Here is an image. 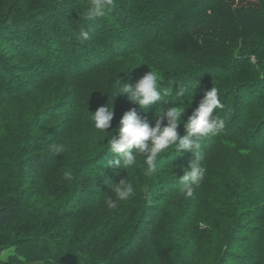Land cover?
<instances>
[{
    "label": "trees",
    "instance_id": "16d2710c",
    "mask_svg": "<svg viewBox=\"0 0 264 264\" xmlns=\"http://www.w3.org/2000/svg\"><path fill=\"white\" fill-rule=\"evenodd\" d=\"M89 3L0 0V264H199L190 253L178 259L175 233L194 222L176 208L182 196L176 179L194 154L169 149L152 175L140 157L128 172L103 164L111 155L107 139L119 135L127 111L135 108L155 125L153 108L145 112L126 94L115 98L120 81L128 84L129 70L111 63L132 54L159 62L151 67L165 84L164 73L177 78L187 89L180 101L190 107L201 98L190 97L194 86L210 76L230 88L224 103L243 107L264 100V0H116L115 10L91 20L85 18ZM222 14L233 18V37ZM82 30L90 34L83 43ZM99 69H109V76L78 84ZM40 90L46 97L36 105L33 95ZM22 97L29 101L13 104ZM113 101L109 132L97 130L92 112ZM54 143L64 148L58 156L49 150ZM122 178L137 194L109 210L106 180ZM213 220L212 228L197 226L201 245L223 230L224 222ZM247 245L241 237L230 239L220 264H262L264 244L248 246L255 260L236 251Z\"/></svg>",
    "mask_w": 264,
    "mask_h": 264
},
{
    "label": "rangeland",
    "instance_id": "374dc122",
    "mask_svg": "<svg viewBox=\"0 0 264 264\" xmlns=\"http://www.w3.org/2000/svg\"><path fill=\"white\" fill-rule=\"evenodd\" d=\"M202 5L203 3L200 6ZM226 16L227 15L223 14L220 15L225 21L224 25L227 27V30L231 32L230 34L233 37L236 35L230 26L233 18L230 19ZM213 22L214 23L209 29L214 31L218 29V24H216L215 21ZM231 36L230 39L232 38ZM159 64L160 63L156 61L152 62L150 57L148 58L146 55L145 57H141L139 54L126 55L111 63L112 67L115 69L125 72L129 70V73H127L129 76L128 84H134L147 72L151 71V68L157 72L151 65L158 67ZM109 72V69H106L105 73L103 69L96 70V72L91 75L90 79H82L78 84L84 85V82L91 79L98 78L97 80H99L104 74L109 76L107 74ZM170 72L173 74V71ZM158 74L164 87H166L169 92L166 99L170 100L166 103L158 102L151 106L155 112L154 119L156 120V118H158L157 112L163 111L164 108L177 107L179 109H186L183 116V120L186 121L188 117L191 116L196 106L190 107L186 105V103L180 101V97L177 93L179 90L178 86H182L177 83V78H173L172 75L164 73V77L166 76L167 79V84H165L163 77H161V73ZM216 79L218 78L214 76L203 78L202 81H200L202 83H199L194 89L196 93L192 91L190 97L194 98L196 94L201 97L195 100L197 101L198 107L205 93L215 86L221 94L220 98L224 105L222 110H218L219 116L225 120L226 127L218 136L202 140L201 152L205 157L202 163L207 168L205 179L191 197H185L181 193L182 196L179 198L176 207L178 208V213L183 210L188 211L189 214H187V218L190 216L194 221H187L188 225L186 228L181 226L175 232L178 234L176 239H179V241L176 242L179 249L177 255L178 259L183 260L190 253L193 260L198 261L199 264H206L205 261H207V264H220L221 260L224 258L222 257L224 254L223 251L226 247H229L230 239L233 238H243L244 244L248 245L244 248H237L236 251L247 252L254 260L257 258V255L255 251L248 246H252L259 240L264 244V222L262 220V216L264 215V100L256 99L243 107H235L232 106L231 103H224V90H230V88L228 85L224 87V84L215 83V81H221L220 79ZM169 82H176V84L173 86L171 83L169 84ZM48 83L44 88L49 86ZM225 84L227 83L225 82ZM43 90L33 95L36 105L42 103L43 94L44 98L46 97ZM253 95L255 96L257 94ZM28 101L29 99L27 97H22L20 101L14 100L13 104L22 105ZM227 111L229 115H226ZM234 111L237 112L234 113ZM214 114L218 115V113ZM164 122L167 123L166 118ZM179 127L183 134L185 131L183 121ZM78 132H80V130ZM245 138H249V141ZM2 141L3 134L0 133V147ZM139 161L144 163L142 157H140ZM183 170L184 169H182V171ZM176 180L177 184H175L177 188L180 187L178 183L179 178ZM160 186L164 188L163 185ZM161 190L162 189H158L157 192H162ZM186 205L187 208H185ZM255 211H257L258 214H255ZM175 213L176 212H174V214ZM236 215L237 217L235 218ZM260 216L261 218H258ZM215 218L224 222L223 232L216 231L217 234L213 242H208L209 245L208 243L206 245H201L199 239H197V226L202 225L212 228L214 226L213 219ZM172 224L173 222L171 226H173ZM177 226V224H174L175 228H177ZM241 226H245V228L243 229ZM171 228L172 227H170V229ZM14 250V248L4 250L1 254V258L7 260L11 256L10 252ZM232 264H234V262ZM262 264H264V258L262 259Z\"/></svg>",
    "mask_w": 264,
    "mask_h": 264
},
{
    "label": "clouds",
    "instance_id": "9594fccd",
    "mask_svg": "<svg viewBox=\"0 0 264 264\" xmlns=\"http://www.w3.org/2000/svg\"><path fill=\"white\" fill-rule=\"evenodd\" d=\"M116 0H90L89 6L86 9V19H94L103 17L106 13L115 10ZM90 38L88 31L82 30L78 39L80 42L87 41ZM173 86L176 82H169ZM197 85L194 86V88ZM177 95L183 96L187 89L179 87ZM127 94L128 99L134 103L139 104L145 112H147L153 104L158 102L166 103L170 99L169 92L164 87L160 80L159 74L152 68L142 78L134 84H122L116 88V95ZM219 90L214 86L207 91L201 99L198 107L186 121L183 116L186 109H179L177 107L164 108L163 111L157 112L155 125L149 122L147 117L141 116L133 108L127 111L121 121L119 135H112L107 139L109 144L110 158L103 164L112 167L119 172L121 168L126 169L137 165L138 158L142 157L144 163L147 165V173L152 175L157 172L158 161L162 154L173 149L176 154H184L191 152L195 159L190 162L187 167H184V174L179 178V191L185 197H191L195 190L204 181L207 168L202 161L204 155L201 152L202 140L211 138L221 134L225 127V120L220 118L218 110H222L224 105L220 98ZM92 120L94 127L102 132L110 128L114 118V101L111 106L108 102L100 106L95 112H92ZM214 113H218L214 114ZM166 118L167 123L163 121ZM183 121L184 133L180 134L178 127ZM49 150L54 156H58L64 151L63 145L51 144ZM65 180L71 179L69 172H64ZM110 192L112 195L105 197L104 204L109 210H118L120 203L129 201L136 196L134 185L126 178H122L119 182H109Z\"/></svg>",
    "mask_w": 264,
    "mask_h": 264
}]
</instances>
